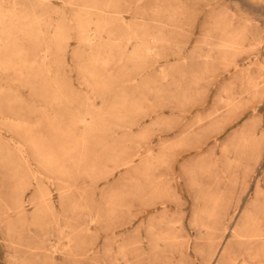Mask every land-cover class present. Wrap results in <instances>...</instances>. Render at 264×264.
<instances>
[{
  "label": "rangeland",
  "instance_id": "rangeland-1",
  "mask_svg": "<svg viewBox=\"0 0 264 264\" xmlns=\"http://www.w3.org/2000/svg\"><path fill=\"white\" fill-rule=\"evenodd\" d=\"M0 79V264H264V0H0Z\"/></svg>",
  "mask_w": 264,
  "mask_h": 264
},
{
  "label": "bare ground",
  "instance_id": "bare-ground-1",
  "mask_svg": "<svg viewBox=\"0 0 264 264\" xmlns=\"http://www.w3.org/2000/svg\"><path fill=\"white\" fill-rule=\"evenodd\" d=\"M116 1V0H115ZM119 2V1H118ZM141 2V1H140ZM110 4V3H109ZM115 4V3H114ZM88 5V4H87ZM84 6V5H83ZM106 6H108V4L106 5ZM115 12V11H114ZM128 12V11H127ZM97 14V13H96ZM88 15V14H87ZM115 15V14H114ZM68 17V16H67ZM15 20V19H14ZM86 21V20H85ZM122 21V20H121ZM88 23V22H87ZM104 24V23H103ZM123 24V23H122ZM81 25V24H80ZM85 25V24H84ZM98 25V24H97ZM105 25V24H104ZM124 25V24H123ZM87 26V25H86ZM99 26V25H98ZM103 26V25H102ZM125 26V25H124ZM83 27V26H82ZM90 27V26H89ZM97 28V27H96ZM80 29H81V27H80ZM83 29V28H82ZM129 29V28H128ZM87 30V29H86ZM93 38V37H92ZM91 38V39H92ZM90 39V38H89ZM90 39V40H91ZM94 39V38H93ZM87 41V40H86ZM89 41V40H88ZM88 41H87V43H88ZM99 42V41H98ZM102 42V41H101ZM105 42V41H104ZM83 43V42H82ZM7 46V45H6ZM108 46V45H107ZM101 47V46H100ZM7 48V47H6ZM76 48V47H75ZM3 49H5L4 47H3ZM124 49V48H123ZM127 49V48H126ZM125 50V49H124ZM148 51H150V50H148ZM5 52V51H4ZM18 55V54H17ZM124 56V55H123ZM122 56V57H123ZM19 57V56H18ZM17 57V58H18ZM99 58V57H98ZM100 59V58H99ZM111 59H113V57L111 58ZM101 60V59H100ZM9 61V60H8ZM96 61V60H95ZM120 61V60H119ZM138 61V60H137ZM11 62V61H10ZM22 65V64H21ZM64 65V64H63ZM94 65H95V63H94ZM29 66V65H28ZM13 67V66H12ZM37 67V66H36ZM14 69V68H13ZM25 69V68H24ZM5 70V69H4ZM12 70V69H11ZM5 73H8V72H5ZM43 75V74H42ZM69 77V76H68ZM4 78V77H3ZM39 78V77H38ZM41 78V77H40ZM62 78V77H61ZM27 79V78H26ZM42 79H43V77H42ZM74 79V78H73ZM1 80V79H0ZM21 80V79H20ZM5 81H6V78H5ZM43 81V80H42ZM48 81H49V79H48ZM2 82H3V80H2ZM36 82H38V81H36ZM41 82V81H40ZM53 82V81H52ZM41 84V83H40ZM12 85V84H11ZM47 85V84H46ZM84 85V84H83ZM55 86V85H54ZM38 87V86H37ZM56 87V86H55ZM26 88V87H25ZM24 90V89H23ZM41 90V89H40ZM56 90H57V88H56ZM58 91V90H57ZM61 91V90H60ZM59 92V91H58ZM84 92V91H83ZM24 94V93H23ZM60 94V93H59ZM27 95V94H26ZM53 97V96H52ZM71 100V99H70ZM52 101V100H51ZM48 106V105H47ZM49 107V106H48ZM89 107V106H88ZM49 109V108H48ZM83 109V108H82ZM77 111V110H76ZM91 112V111H90ZM97 114V113H96ZM75 122V121H74ZM82 122V121H81ZM24 154V153H23ZM22 154V155H23ZM63 195V194H62ZM37 206V205H36ZM40 208L42 207V208H44L43 206H39ZM38 207V208H39ZM47 207V206H46ZM38 210V209H37ZM31 211V210H30ZM41 211V210H40ZM47 211V210H46ZM31 215V214H30ZM247 224V223H246ZM247 226H249L248 224H247ZM249 228V227H248ZM235 231H234V233H233V236H235V237H238V238H242V239H244V240H247L249 243H255L254 241H257V239L260 237V238H262L263 236L262 235H260L259 234V232H258V230L257 229H255V230H252V231H250V232H247V229L245 228V225L243 224V225H238L235 229H234ZM261 245H264L263 243L261 244ZM261 248H263V246L261 247ZM225 248H224V250H223V253H225ZM123 253V252H122ZM226 254V256H227V258H229V256H228V252L227 253H225ZM232 264H239L237 261H234ZM241 264H255V263H252V262H249L247 259L246 260H244Z\"/></svg>",
  "mask_w": 264,
  "mask_h": 264
}]
</instances>
